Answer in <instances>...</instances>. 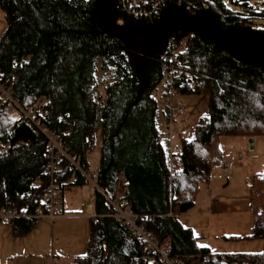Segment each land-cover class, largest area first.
I'll use <instances>...</instances> for the list:
<instances>
[{
  "label": "trees",
  "instance_id": "obj_1",
  "mask_svg": "<svg viewBox=\"0 0 264 264\" xmlns=\"http://www.w3.org/2000/svg\"><path fill=\"white\" fill-rule=\"evenodd\" d=\"M239 1L242 6L232 9L223 0H210L192 13L167 0L158 12L135 18L118 0H0L6 22L0 33V81L10 85L22 106L43 100L45 123L81 169L86 151L98 148L97 214L88 222L85 252L67 264H148L140 241L111 215L102 194L112 197L120 176L130 210L155 240L169 238L177 264H264V172L248 179L247 190V237L261 239L262 250L204 260L212 252L177 218L221 162L220 136L264 135V0L260 7ZM181 39L185 46L177 53L172 85L179 95L204 98L205 107L191 136L179 139L182 169L169 174L151 92L162 76L161 53ZM97 57L110 72L101 95L95 94ZM58 113L68 116L57 119ZM0 139L17 142L0 155V206H35L47 182L42 133L19 116L11 119L5 105ZM56 165L55 180L61 183L73 167L62 155ZM73 173L85 180L80 171ZM36 224L35 218L11 222L16 235Z\"/></svg>",
  "mask_w": 264,
  "mask_h": 264
},
{
  "label": "built area",
  "instance_id": "obj_2",
  "mask_svg": "<svg viewBox=\"0 0 264 264\" xmlns=\"http://www.w3.org/2000/svg\"><path fill=\"white\" fill-rule=\"evenodd\" d=\"M120 6L132 17L142 18L156 13L162 7L167 0H118ZM177 3H183L184 7L192 12H200L206 8L208 1L210 0H175ZM184 40L181 39L177 45L171 48L168 52H163L160 55V65L162 69V76L154 87L151 94L157 103H160L164 111L166 118L162 121L159 131H157V141L166 151V161L168 167V173L172 174L182 169L181 160L179 157L180 150L177 147H172L171 139L174 135L184 137L187 131L193 129L194 124H187L184 119L187 113V107L182 102L180 95L176 92L172 85V77L175 73L176 65L179 60L177 53L184 48ZM5 105H12L19 114L22 123L37 128L44 137V153L48 158L47 165L42 169V173L47 175V182L45 184V190L42 194L39 202L29 207L27 204L20 206H0V224L8 223L19 218H38L60 215L62 209L58 200L60 187L64 183L70 182L74 178V170L80 171L88 180L89 175L78 166L65 152L63 142L61 138L51 132L45 123V119L48 117V111L43 106V100L38 98L26 106L20 105L12 95V89L9 84L0 81V110ZM68 116L67 113H58L57 119H62ZM178 117V120L176 119ZM174 121L178 124V128H174ZM17 142L11 144L9 141L0 139V155L8 152L11 145H15ZM60 155L66 157L70 165L73 167L70 176L59 183L55 180V173L57 172L56 161ZM227 168V166H226ZM121 176L118 177L116 188L112 197H108L106 194L103 196L109 201L112 212L111 215L117 220L125 224L132 233L138 238L144 251L143 260L148 264H177L173 257L169 254L170 240L164 238L160 241L155 240L144 228L143 221L138 220V217L133 213L126 200H125V188L120 185ZM93 186L95 184L92 182ZM218 254H211L204 256V260L211 257H216ZM222 258V254H219ZM43 264H60L50 257Z\"/></svg>",
  "mask_w": 264,
  "mask_h": 264
},
{
  "label": "rangeland",
  "instance_id": "obj_3",
  "mask_svg": "<svg viewBox=\"0 0 264 264\" xmlns=\"http://www.w3.org/2000/svg\"><path fill=\"white\" fill-rule=\"evenodd\" d=\"M229 8L236 9L242 5L239 0H223ZM248 5L252 7H260L262 0H247ZM6 26V22L2 11L0 10V33ZM110 72L108 70L95 73L97 85L95 94L103 93V85L109 79ZM182 102L187 107L188 113L184 119L190 123V116L196 120L197 115L201 114L205 107V99L195 95H180ZM178 120V117H176ZM195 120H192L194 122ZM248 137L223 135L219 137V146L222 150V158L226 155L240 153L241 162L234 166L233 173L240 172L243 177L248 179L255 173L264 172V135L255 136L254 151L248 150ZM262 139V145L259 140ZM263 146V147H262ZM254 152L257 156L252 155ZM251 154V155H250ZM222 160V159H221ZM215 167V166H214ZM89 174V173H88ZM239 181V185H241ZM89 183H82L73 197L72 205L66 207L77 213H88L87 202L91 196L89 192ZM204 184V183H203ZM82 187V188H80ZM67 196V195H66ZM196 196V195H195ZM195 199V198H194ZM65 210L67 212L68 210ZM195 213V211H193ZM193 213H189L186 217H193ZM250 214L242 213L241 215L233 214L235 223L227 222L219 224L218 227L211 226L204 235L196 238V243L200 246H207L213 254L223 253H244L256 252L263 249V241L257 238H248L251 229ZM87 216L83 218H71L62 226L58 233L57 228L49 225L48 221L38 222L36 226L24 235H16L13 233L10 223L0 224V264H32L36 260H42L51 252L57 254L62 262H68L73 254L83 253L86 249V235L88 231ZM234 237V238H231ZM53 245V247H52ZM52 247V248H51Z\"/></svg>",
  "mask_w": 264,
  "mask_h": 264
},
{
  "label": "crops",
  "instance_id": "obj_4",
  "mask_svg": "<svg viewBox=\"0 0 264 264\" xmlns=\"http://www.w3.org/2000/svg\"><path fill=\"white\" fill-rule=\"evenodd\" d=\"M100 63H101V58L97 57L94 63L95 65L94 75L95 73L98 72V69L100 71H104V69L101 68ZM156 104H157V108H156L155 122H156V129L157 131H159L160 125L162 121L166 118V115L164 111L161 110L162 108L161 104L160 103H156ZM7 112L11 119H15L19 116L18 112L12 105H7ZM189 116H190L189 124L191 123L194 124L195 121L192 122V120H195L192 117L193 115H189ZM174 128H178V124L176 123V121H174ZM192 132L193 129L187 131L184 137L189 138ZM179 139L180 136H178L177 134L174 135L171 139V144L172 147H177L180 150ZM255 141H256L255 137H251V141L247 140L248 150L254 151ZM259 142L262 145V139H260ZM252 155L255 156L254 152L252 153ZM97 156H98L97 146H94L92 149L87 150L85 153V167H83L82 170L84 171V173L89 175L90 180H88L85 176H84L85 180L84 179L76 180L74 177L73 180L64 183L60 187L58 200L62 209V213L52 218H48L45 216L35 218L37 219V223L38 222L40 223L42 221L45 222L48 221L49 225L52 227V233L54 227L59 229L57 230V232L59 233L62 229V226L66 224L67 221L70 220L71 218H83V216H87V219L90 220L91 218L94 217V215L97 214L93 201L94 200L93 191L96 186H93L92 184L97 166ZM240 158H241L240 153H237L236 155L233 154L232 156L231 155L223 156L221 162L211 169L208 182L204 184L200 183L198 185V190L196 192L193 205L186 211L181 212L180 214L177 215L178 220L183 225L190 227L192 233L196 236L197 239L202 235H204L206 231H210L208 228H210L211 226L218 227L219 224L221 223L225 224L227 222H231L234 224L235 220L232 217L233 214L241 215L242 213H247V214L249 213L248 195H247V178L243 177L239 171L238 172L235 171V174L233 173L234 166H237L238 162H241L242 158L241 159ZM257 158L258 157L255 156V160H257ZM239 181H241L240 183L242 186L239 185ZM82 183H89L88 188L91 199L89 202H87V209L89 210L88 213H80V212L77 213L76 211H73L71 209H66V207L72 205L73 197L75 196L79 185ZM64 209L68 211L65 212ZM193 211H195V213H193ZM191 212L193 213L194 216L191 218L186 217ZM249 217L251 218V214ZM11 222L8 223L11 224ZM86 239H87V235H86ZM77 254H73L68 262H62L58 259L55 251L52 252L51 250V252L48 254L47 257H45L42 260H36L32 264H43L50 257H52L55 261H57L60 264H67Z\"/></svg>",
  "mask_w": 264,
  "mask_h": 264
},
{
  "label": "water",
  "instance_id": "obj_5",
  "mask_svg": "<svg viewBox=\"0 0 264 264\" xmlns=\"http://www.w3.org/2000/svg\"><path fill=\"white\" fill-rule=\"evenodd\" d=\"M248 140L251 141V138H249Z\"/></svg>",
  "mask_w": 264,
  "mask_h": 264
}]
</instances>
